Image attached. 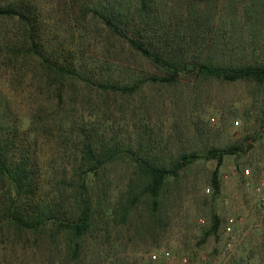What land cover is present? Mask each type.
Returning a JSON list of instances; mask_svg holds the SVG:
<instances>
[{"label":"trees","instance_id":"1","mask_svg":"<svg viewBox=\"0 0 264 264\" xmlns=\"http://www.w3.org/2000/svg\"><path fill=\"white\" fill-rule=\"evenodd\" d=\"M169 1L174 0H71L83 21L98 22L107 37L127 45L152 70H133L129 81L119 83L95 75L72 50L53 51L45 35V20L25 0L0 1V24L5 27L0 62L13 72V80L27 74L31 80H42L58 98L57 107L62 95L71 97L82 87L102 95L132 94L147 82L175 84L191 77L244 80L264 87V55L245 47L234 51L236 44L226 49L220 45V36L211 37L209 20L219 10L217 0H203L204 9L187 5L181 32L167 26L173 8ZM235 2L227 0L226 9L233 14L226 19L230 25L237 23L234 14L240 8ZM225 6L224 1L221 8ZM243 11L249 17L256 14L257 20V14H264V0H251ZM222 16L220 29L225 22ZM227 37L231 44L234 35ZM191 45L199 51L189 56ZM98 109L101 115L109 111L100 105ZM59 110L46 115L37 106L22 129L6 109L0 112V235L8 234L6 248L16 242L9 238L11 234L33 237L32 244L50 252L47 259L35 254L39 264H47L48 259L49 264L96 260L122 264L104 254L113 246L104 240L113 232L117 235L114 245L121 247L132 231L155 234L164 219V198L171 182L201 155L196 151L170 156L143 153L140 144L134 148L130 142L102 135L72 112L58 118ZM52 142L63 149L57 162L40 158L42 149ZM239 150L229 144L210 149L207 157L219 163L224 154Z\"/></svg>","mask_w":264,"mask_h":264},{"label":"rangeland","instance_id":"2","mask_svg":"<svg viewBox=\"0 0 264 264\" xmlns=\"http://www.w3.org/2000/svg\"><path fill=\"white\" fill-rule=\"evenodd\" d=\"M25 1L45 20V35L53 51L76 52L74 55L81 56L95 75L122 83L132 79L129 73L133 70L152 71L127 45L107 37L98 22L83 21L71 0ZM187 1L168 2L173 7L167 24L172 31L176 28L181 32L187 5L205 8L203 0ZM224 1L226 6L221 8ZM237 1V23L230 25L226 19L233 14L226 9L227 0H217L219 10L209 20L211 37L220 36V45L226 49L236 44L234 51L245 47L248 52L264 55V14H257V20L254 13L249 17L243 7L251 0ZM219 14L225 17L223 29L217 26ZM2 26L0 37L5 29ZM229 34L234 35L231 44L226 40ZM198 51L199 47L191 45L189 56ZM5 68L0 62V112L6 109L20 129L28 124L37 106L46 115L59 108L58 118L72 112L102 135L130 142L134 148L140 144L143 153L170 156L196 151L201 155L171 182L157 232L151 236L132 231L121 247L114 245L117 235L112 232L104 240L113 243L104 250L105 255L118 258L116 262L122 264H264V204L260 201L264 186L260 191L255 189L264 182V87L244 80L203 77L181 78L175 84L147 82L132 94L102 95L82 87L76 95H62L57 107L58 98L42 80H31L29 74L13 80V72ZM99 105L109 111L101 115ZM229 144L242 150L224 154L219 163L207 157L210 149L220 150ZM62 152L52 142L42 149L40 158L57 162ZM246 168L248 174L244 173ZM7 235H0V264H39L35 261L38 253L47 259L50 252L43 245L32 244L33 237L11 234L9 238L16 242L6 248ZM165 251L170 252L168 258ZM152 253L157 257L152 258Z\"/></svg>","mask_w":264,"mask_h":264},{"label":"built area","instance_id":"3","mask_svg":"<svg viewBox=\"0 0 264 264\" xmlns=\"http://www.w3.org/2000/svg\"><path fill=\"white\" fill-rule=\"evenodd\" d=\"M244 173L245 174H248L249 173V169L248 168H246L245 170H244ZM248 181H245V184L246 185H248ZM263 186H264V182L263 181H261L257 186H256V191H260L262 188H263ZM260 201H261V203L262 204H264V193H262L261 194V196H260ZM232 241H234V239H231V242ZM163 255L165 256V257H169L170 256V252L169 251H165V252H163ZM151 257L152 258H156L157 257V254L156 253H152L151 254Z\"/></svg>","mask_w":264,"mask_h":264},{"label":"water","instance_id":"4","mask_svg":"<svg viewBox=\"0 0 264 264\" xmlns=\"http://www.w3.org/2000/svg\"><path fill=\"white\" fill-rule=\"evenodd\" d=\"M251 146H252V144L250 143V144H248L247 145V147H246V149L248 150V149H250L251 148Z\"/></svg>","mask_w":264,"mask_h":264}]
</instances>
